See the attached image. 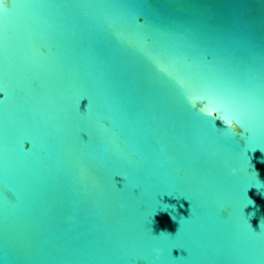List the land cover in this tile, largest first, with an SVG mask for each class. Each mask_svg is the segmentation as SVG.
<instances>
[{
	"label": "water",
	"instance_id": "1",
	"mask_svg": "<svg viewBox=\"0 0 264 264\" xmlns=\"http://www.w3.org/2000/svg\"><path fill=\"white\" fill-rule=\"evenodd\" d=\"M12 3L0 264H264V0ZM177 78L229 95L237 129L205 119Z\"/></svg>",
	"mask_w": 264,
	"mask_h": 264
},
{
	"label": "snow or ice",
	"instance_id": "2",
	"mask_svg": "<svg viewBox=\"0 0 264 264\" xmlns=\"http://www.w3.org/2000/svg\"><path fill=\"white\" fill-rule=\"evenodd\" d=\"M13 6L12 0H0V13L6 14L8 9ZM129 43H133L139 47L158 71L165 75H172V69L169 65L164 62L160 56L149 51L142 41L129 39ZM176 83L187 90L188 99L190 102H193L194 106L196 102L201 100L206 101L204 106L199 108V113L205 119L214 122L216 126L219 121L222 127L217 126L218 128L232 129V122L236 123V120L241 118V111L236 102L223 91L212 89L208 86L196 87L181 78H177ZM256 149L260 148L257 147ZM252 230L256 231L253 228Z\"/></svg>",
	"mask_w": 264,
	"mask_h": 264
},
{
	"label": "clouds",
	"instance_id": "3",
	"mask_svg": "<svg viewBox=\"0 0 264 264\" xmlns=\"http://www.w3.org/2000/svg\"><path fill=\"white\" fill-rule=\"evenodd\" d=\"M214 115H215V113H214ZM231 127H232V129L235 130V129H237L238 126H237V124H236L235 122H232ZM253 151H255V150H253ZM260 151H261L262 154H264V149H261ZM260 162H261V163H264V155L261 156V158H260ZM252 170L255 172V174H256V178H257V181H258V184H255V185H253L252 187H255V190H256V194H257V195H260L262 198H264V187L261 186V185H264V182H262V181L259 179V172H258L257 170H255V168H254L253 165H252ZM237 171H239L238 168H236V167L231 168V172H232V173H236ZM125 179H126V174H121V175H120V181L123 182ZM165 195H167V194H164V196H165ZM164 196H162V199H163ZM248 200H249V204H248V205L253 206V209H254L252 212L248 213V216H249V217H252V216H255L256 211H258V206H256L255 201H254L253 199H251L250 197H248ZM181 207H183V205H181ZM157 214H158V213H157ZM157 214H156V215H157ZM168 214H169V216L171 217V219H172L173 221H176V220L172 217V215H171L170 213H168ZM154 217H155V216H154ZM154 217H153V220H154ZM248 223H249V222H248ZM249 226L252 227L250 223H249ZM262 228H264V217H261V219H260V221H259V229L261 230ZM177 230H178V229H177ZM160 234L173 235L172 233L168 232V231L165 230V229H162V230H161L158 234H156V235H160ZM154 251L156 252L157 255H159V254L161 253L162 249H161V248H156V249H154Z\"/></svg>",
	"mask_w": 264,
	"mask_h": 264
}]
</instances>
